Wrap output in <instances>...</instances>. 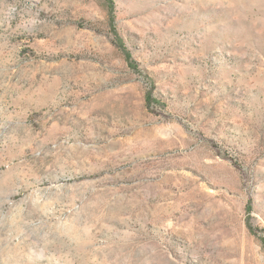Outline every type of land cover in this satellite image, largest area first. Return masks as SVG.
<instances>
[{
    "label": "rangeland",
    "instance_id": "1",
    "mask_svg": "<svg viewBox=\"0 0 264 264\" xmlns=\"http://www.w3.org/2000/svg\"><path fill=\"white\" fill-rule=\"evenodd\" d=\"M263 238L264 0H0V264H264Z\"/></svg>",
    "mask_w": 264,
    "mask_h": 264
},
{
    "label": "trees",
    "instance_id": "2",
    "mask_svg": "<svg viewBox=\"0 0 264 264\" xmlns=\"http://www.w3.org/2000/svg\"><path fill=\"white\" fill-rule=\"evenodd\" d=\"M111 4L113 5V3H111ZM119 45H121V44H119ZM125 58H126L127 62L132 65L131 67L135 68V66H133L134 65L133 62L131 61L132 57L129 53L125 54ZM262 243L264 245V238L262 239Z\"/></svg>",
    "mask_w": 264,
    "mask_h": 264
}]
</instances>
